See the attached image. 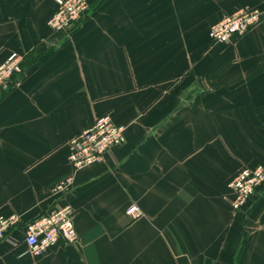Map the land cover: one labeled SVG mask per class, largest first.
Returning <instances> with one entry per match:
<instances>
[{
  "label": "crops",
  "instance_id": "0c3cea01",
  "mask_svg": "<svg viewBox=\"0 0 264 264\" xmlns=\"http://www.w3.org/2000/svg\"><path fill=\"white\" fill-rule=\"evenodd\" d=\"M90 2L52 30L54 0H0V62L24 55L0 95V214L21 217L0 264H264V188L235 210L229 187L264 165V0ZM239 6L261 22L214 42ZM105 113L125 144L74 172L67 140ZM61 203L78 240L32 253L24 225Z\"/></svg>",
  "mask_w": 264,
  "mask_h": 264
},
{
  "label": "built area",
  "instance_id": "2783aa9c",
  "mask_svg": "<svg viewBox=\"0 0 264 264\" xmlns=\"http://www.w3.org/2000/svg\"><path fill=\"white\" fill-rule=\"evenodd\" d=\"M54 1L57 8L48 22L52 30H69L85 17L91 3L90 0ZM262 17V11L257 8L239 6L211 27L210 37L214 42L231 44L255 28ZM23 60V54L13 51L0 62V95L9 91L15 78L23 73ZM126 140L125 126L117 124L109 113L100 115L66 142L73 171L102 162L113 148L122 146ZM71 180L70 177L68 182L65 185L60 184L58 189L65 191ZM229 187L233 194V208L240 210L246 207L256 192L264 188V165L240 169L229 183ZM129 211L134 216L141 214L135 205L131 206ZM73 214L71 204L61 203L24 225V241L28 249L36 255H41L46 250L59 246L62 240L68 243L77 241L79 233ZM20 223L21 217L18 214H0V241L7 238L10 231L19 227Z\"/></svg>",
  "mask_w": 264,
  "mask_h": 264
}]
</instances>
